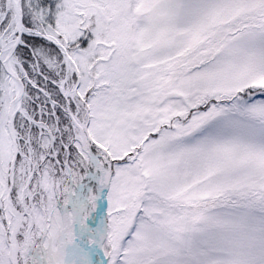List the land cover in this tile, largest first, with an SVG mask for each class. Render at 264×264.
Returning <instances> with one entry per match:
<instances>
[{
    "label": "snow or ice",
    "instance_id": "obj_1",
    "mask_svg": "<svg viewBox=\"0 0 264 264\" xmlns=\"http://www.w3.org/2000/svg\"><path fill=\"white\" fill-rule=\"evenodd\" d=\"M0 264H264V0H0Z\"/></svg>",
    "mask_w": 264,
    "mask_h": 264
}]
</instances>
